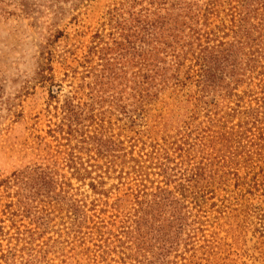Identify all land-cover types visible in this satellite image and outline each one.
I'll use <instances>...</instances> for the list:
<instances>
[{
  "label": "rangeland",
  "instance_id": "1",
  "mask_svg": "<svg viewBox=\"0 0 264 264\" xmlns=\"http://www.w3.org/2000/svg\"><path fill=\"white\" fill-rule=\"evenodd\" d=\"M197 1L203 6L216 0ZM225 1L219 0L222 12L214 23L223 26V36L232 26ZM115 3L0 0V264H264L257 239L243 232L249 221L243 213L239 217L234 212L242 205H264L263 198L252 197L247 188L230 189L241 195L238 200L234 193L224 191L204 199L189 198L188 209L183 211L189 226L174 247L169 248L151 232L147 249L143 244L144 250L139 251L132 242L135 238L124 235L127 205L119 208L116 202L137 182L131 170L138 163L148 166L156 153L165 155L167 151L176 159L173 152L178 147L190 151L193 161L210 160L212 151L207 146L212 134L206 132L202 105L173 106L172 110L159 103L145 117H138L137 93L131 89L135 70L125 65V58L121 60V52L114 53L118 59L109 67L111 72L103 73L97 64L86 69L85 56L100 41L98 35L110 41V30L104 25ZM259 7L258 19L253 21L259 27L252 32L256 35L253 52L238 61L239 75L228 79L231 87L238 84V90L216 93L225 101L223 113L236 109L238 115L243 112L239 106L264 113V93L258 87H264V21H260L264 8ZM85 82L91 89L77 93ZM68 96H77L84 104L80 131L113 150L105 160L96 157L91 145L89 154L78 150L88 145L79 143L80 133L72 138L70 147L64 136L54 133L60 123L56 107ZM93 110L98 116L95 121L91 119ZM260 118L263 124L255 134L264 127L263 116ZM70 152L87 162L90 156L97 159L103 169L88 167V171L105 183L104 190L113 189L109 204L104 205L88 184L72 180L68 197L96 206L90 214L94 220L73 231L66 211L57 213L46 197L47 193H60L62 177H71L66 165ZM46 176L55 177L58 186H44L41 178ZM41 217L45 219L39 220Z\"/></svg>",
  "mask_w": 264,
  "mask_h": 264
},
{
  "label": "trees",
  "instance_id": "2",
  "mask_svg": "<svg viewBox=\"0 0 264 264\" xmlns=\"http://www.w3.org/2000/svg\"><path fill=\"white\" fill-rule=\"evenodd\" d=\"M223 4L227 5L232 19L229 33L224 36L223 26L214 25L222 12L218 7L219 0L203 6L197 0H116L106 15L104 25L110 30L107 35L110 41H103L98 35L100 41L90 47L85 56L86 69L97 64L96 67H102L101 71L105 73L118 59L114 53L121 52V60L125 58V65L135 70L131 73V89L137 93L138 117H145L147 110L159 103H165L172 110L173 106L186 109L184 105H202L206 132L212 134L211 143L207 146L212 151L210 160L193 161L190 151L178 147L173 152L176 159L172 160L167 151L165 155L157 156L156 153L148 166L138 163L131 170L130 174L136 175L137 182L135 186L130 184L128 193L116 203L119 208L127 205L124 235H129L130 240L135 238L132 242L139 251L144 250V246L147 249V238L151 232L161 237L169 248L174 247L189 226L183 212L188 209L189 198L204 199L208 194L224 191L234 193L236 200L241 199L237 191H230L234 186L237 190L247 188L252 197L258 194L264 202V127L255 134V129L263 124L260 115L264 120V113L251 107L242 110L241 106L238 110L243 112L238 115L236 109L223 113L221 107L225 101H220L216 94L238 90V84L231 87L228 79L239 75L238 61L253 52L256 35L252 32L259 28L253 21L258 19L259 6L264 8V0H227ZM258 87L264 93V87ZM80 88L77 93L91 89L86 82ZM51 97L55 99L53 95ZM57 110L60 123L54 133L64 136V140L70 143L67 147L80 133L79 143L88 144L86 147L77 145L84 155L89 154L90 145L99 159L105 160L112 153L113 150L108 149L102 140L80 131V113L85 108L77 96L65 98ZM100 114L105 115L104 112ZM97 117L93 110L91 119L95 121ZM89 160L75 158L70 152L66 165L71 177H62L60 193L53 191V196L52 193L46 196L48 203H52L50 207L56 208L57 213L66 211L65 217L72 225V231L88 225L92 220L91 212L96 210L95 203L88 207L87 202L68 197L73 189L72 180L88 184L104 205L109 204L112 196L113 189L104 190L105 183L98 182L96 177H92V171H88V167L103 169V166L92 156ZM107 167L110 172V161ZM42 179L44 186H58L53 176ZM263 206L242 205L240 211L234 212L239 217L243 213L249 221L242 228L243 232L257 239L264 261ZM44 219L41 217L39 220ZM164 224L167 225L164 227Z\"/></svg>",
  "mask_w": 264,
  "mask_h": 264
}]
</instances>
